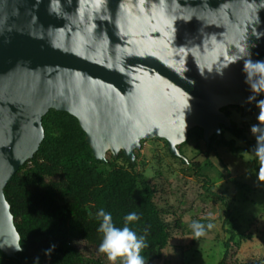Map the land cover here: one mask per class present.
Masks as SVG:
<instances>
[{
	"label": "water",
	"instance_id": "obj_1",
	"mask_svg": "<svg viewBox=\"0 0 264 264\" xmlns=\"http://www.w3.org/2000/svg\"><path fill=\"white\" fill-rule=\"evenodd\" d=\"M263 55L264 0H0V250L21 248L4 188L49 110L78 120L96 160L163 139L187 162L189 129L220 139L222 107L258 103L244 63Z\"/></svg>",
	"mask_w": 264,
	"mask_h": 264
},
{
	"label": "trees",
	"instance_id": "obj_2",
	"mask_svg": "<svg viewBox=\"0 0 264 264\" xmlns=\"http://www.w3.org/2000/svg\"><path fill=\"white\" fill-rule=\"evenodd\" d=\"M257 61H264V55ZM261 100H264V88L258 103ZM258 103L248 115L260 111ZM221 110L229 118L231 127L221 126L220 139L213 134L205 141L203 130L193 127L188 130L187 139L178 145L185 156L182 149L191 142L196 154H205V161H193L186 156L187 162L184 161L171 153L164 140L167 154L177 159L185 172L192 171L199 177L208 192L212 181L203 170L212 166L208 156L218 147L235 156L250 155V168L258 172L260 167L254 154L256 140L249 138L246 126L238 123L233 115L234 112L242 117L247 114L238 105L224 106ZM261 115L264 117V112ZM42 125L44 138L38 150L4 188L22 250L15 257H8L0 250V264H113L98 250L103 240V233L98 230L102 223V217L98 216L100 209L111 213L116 227L122 228L127 223L138 237L144 238L147 247L141 255L146 264L161 259L163 250L183 227V221L177 208L165 205L169 182L158 181L162 176L160 170L154 176H147L144 170L136 169L140 151H135L134 163L121 151L116 157L108 152L107 162L96 160L78 120L67 112L49 110L42 118ZM201 143L205 145L203 152ZM231 181L236 184L245 207L247 192L255 189L234 178ZM217 197L224 208L222 225L228 233L217 264H264V254L252 261L228 260L231 248L240 249L253 234L245 232L240 209L231 200ZM130 213H136L138 219L127 222L125 217ZM259 238L264 243V235ZM79 241L91 248L90 254L77 246ZM52 245L55 247L51 248ZM123 259L118 258L115 264H123Z\"/></svg>",
	"mask_w": 264,
	"mask_h": 264
},
{
	"label": "rangeland",
	"instance_id": "obj_3",
	"mask_svg": "<svg viewBox=\"0 0 264 264\" xmlns=\"http://www.w3.org/2000/svg\"><path fill=\"white\" fill-rule=\"evenodd\" d=\"M234 118L247 128V134L251 140H256L251 132L253 125H260L258 116L260 111L242 117L239 112H234ZM261 120L264 117L261 115ZM227 136L229 137L228 133ZM241 144V142H238ZM184 155L193 161H205V154H196L193 144L189 142L183 147ZM205 150L201 143V151ZM136 169L144 170L147 176H154L160 170L164 179L169 182V190L165 195V205L177 208V212L183 221V227L176 233L170 245L163 250L162 258L151 264H217L222 257V242L228 237V233L222 225L223 205L218 196L231 200L236 209L241 211L242 225L245 232H252L253 238L245 241L242 246L231 248L228 256L229 261L235 259L252 261L264 254V243L260 235H264V183L258 180V172L250 168L248 160L250 155L243 157L235 156L222 148L211 151L208 160L211 167L203 170L204 174L212 181L206 191L201 179L192 171L185 172L181 163L167 154L165 141L163 139L145 140L143 147L139 150ZM159 153H161L160 156ZM184 156V157H185ZM240 183H246L252 192H247V202L243 206L236 184L231 179ZM199 222L204 225V234L195 237L192 224ZM211 224L212 227L207 226ZM77 246L91 252L86 243L79 241Z\"/></svg>",
	"mask_w": 264,
	"mask_h": 264
},
{
	"label": "clouds",
	"instance_id": "obj_4",
	"mask_svg": "<svg viewBox=\"0 0 264 264\" xmlns=\"http://www.w3.org/2000/svg\"><path fill=\"white\" fill-rule=\"evenodd\" d=\"M251 67L253 72H246L245 69ZM244 71L247 74L246 82L249 83L251 77H256L253 83H249L253 92L257 93V90L264 88V61H255L251 59L245 61ZM254 97H250V100ZM258 107L260 108V115L258 120L260 125H264V121L261 120V113L264 112V100L259 101ZM251 132L256 137V146L254 154L257 157L260 167L258 169V180L264 183V127L253 125ZM98 216L102 217V223L100 224L99 231L103 233V240L99 246V252L107 256V259L113 264L118 258H124L123 264H146L144 257L141 255L143 248L147 247L143 237H138L127 223L124 227L119 228L113 224L111 213H106L104 209H100ZM138 217L136 213H130L125 217L127 222L135 221ZM211 228L212 225L207 226ZM192 229L195 237H200L204 234V225L199 222L192 224ZM52 245L51 248H54ZM17 251L22 250L20 247H16ZM51 249L48 250L50 252ZM46 254H48L46 252Z\"/></svg>",
	"mask_w": 264,
	"mask_h": 264
}]
</instances>
